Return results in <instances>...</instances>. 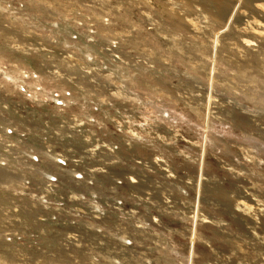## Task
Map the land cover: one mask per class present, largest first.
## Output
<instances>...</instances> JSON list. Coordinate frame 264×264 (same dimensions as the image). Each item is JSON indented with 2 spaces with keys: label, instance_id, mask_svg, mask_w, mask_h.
<instances>
[{
  "label": "rangeland",
  "instance_id": "1",
  "mask_svg": "<svg viewBox=\"0 0 264 264\" xmlns=\"http://www.w3.org/2000/svg\"><path fill=\"white\" fill-rule=\"evenodd\" d=\"M55 19L62 31L51 33L45 26ZM80 22L92 31L69 48V63L14 47L16 35L34 37V23L50 43ZM112 42L121 59L108 51ZM50 69L69 72V117L97 119L101 128L86 129L120 145L117 172L132 168L128 156L151 165V175L136 174L149 187L139 193L158 203L160 227L127 264H141L145 250L153 264H264V0H0V102L31 107L20 121L36 124L54 111L23 100L12 77L37 72L48 90L65 88ZM4 115L16 118L1 110L0 133ZM28 171L0 161V264H107L63 253L67 231L57 224L5 216Z\"/></svg>",
  "mask_w": 264,
  "mask_h": 264
},
{
  "label": "built area",
  "instance_id": "2",
  "mask_svg": "<svg viewBox=\"0 0 264 264\" xmlns=\"http://www.w3.org/2000/svg\"><path fill=\"white\" fill-rule=\"evenodd\" d=\"M14 11L19 17L26 14L23 4ZM62 25L63 21L55 19L48 22L45 29L58 33L62 31ZM39 26L34 23L29 30L38 33ZM89 31L92 30L80 22L77 32L68 31L69 36L64 41L54 36L51 44L41 40L40 34L35 33L34 37L28 38L16 35L14 47L21 53L28 49L31 55H38L42 51L36 49L38 44H42L49 47L50 51L45 48L43 52L49 53L52 59H63L69 63V59H74L69 55V48L81 43L82 33ZM28 42L37 45L29 47ZM58 47L65 50L57 51ZM108 48L114 59H121L114 53L118 42H112ZM50 70L49 78L64 82L65 88L48 90L37 72L22 71L13 76L10 82L23 100L50 107L54 111L51 119H40L36 124L23 122L20 120L32 110L31 107L12 99L0 102V111H13L17 118L11 115H4L3 118L6 128H1L0 133L2 166L14 162L20 170L28 169L33 174L23 186H19L17 194L21 199L9 203L8 208L4 209L5 216L14 222L61 226L67 231L63 234L62 250L68 255H85L99 263L103 260L107 264H127L130 260L126 256L136 252L138 242L149 241L152 227H160L159 217L153 215L158 203H154L149 193H139L144 187L142 183H145V190L149 187L146 178L136 174V168L140 167L145 177L151 175V165L128 156L132 168L122 174L117 172L115 168L122 164L120 145L108 143L96 131L86 129L87 125L101 128L102 124L97 119L86 121L84 117L74 114L69 117V109L76 106L73 92L69 90V72ZM3 75L6 73L3 72ZM33 140L40 143V149L35 147ZM76 141L81 142L82 146H74ZM126 145L130 147L131 142ZM45 161H51L50 168L43 166ZM125 190L130 191L128 196H125ZM18 239L22 240V237ZM29 239L37 240L34 234ZM143 255L141 264H153L147 250Z\"/></svg>",
  "mask_w": 264,
  "mask_h": 264
},
{
  "label": "bare ground",
  "instance_id": "3",
  "mask_svg": "<svg viewBox=\"0 0 264 264\" xmlns=\"http://www.w3.org/2000/svg\"><path fill=\"white\" fill-rule=\"evenodd\" d=\"M28 43H29L28 44L29 47H35L37 45L35 42H28ZM45 48L49 50V47L47 48V47L43 46L42 44H38V48L36 50L40 51V50H44Z\"/></svg>",
  "mask_w": 264,
  "mask_h": 264
}]
</instances>
